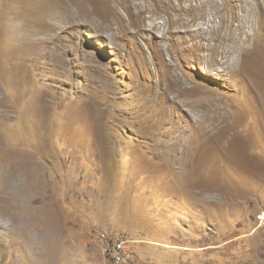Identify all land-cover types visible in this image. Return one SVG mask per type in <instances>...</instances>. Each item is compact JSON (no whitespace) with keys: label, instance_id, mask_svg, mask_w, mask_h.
<instances>
[{"label":"rangeland","instance_id":"obj_1","mask_svg":"<svg viewBox=\"0 0 264 264\" xmlns=\"http://www.w3.org/2000/svg\"><path fill=\"white\" fill-rule=\"evenodd\" d=\"M263 102L264 0H0V264H264Z\"/></svg>","mask_w":264,"mask_h":264},{"label":"built area","instance_id":"obj_2","mask_svg":"<svg viewBox=\"0 0 264 264\" xmlns=\"http://www.w3.org/2000/svg\"><path fill=\"white\" fill-rule=\"evenodd\" d=\"M96 237L103 247L104 254L114 264H133L136 240L124 237L116 230L102 228L96 232Z\"/></svg>","mask_w":264,"mask_h":264},{"label":"bare ground","instance_id":"obj_3","mask_svg":"<svg viewBox=\"0 0 264 264\" xmlns=\"http://www.w3.org/2000/svg\"><path fill=\"white\" fill-rule=\"evenodd\" d=\"M197 1V0H196ZM209 1V0H208ZM224 1V0H223ZM228 1V0H227ZM200 2H202V1H200ZM206 2V1H205ZM211 2V1H210ZM213 2H215V1H213ZM171 3V2H170ZM179 3V2H178ZM203 3V2H202ZM209 3V2H208ZM214 3H212V5H213ZM223 4H225V3H222L221 5H222V7L224 6ZM191 5V4H190ZM189 5V8L187 7V9H184L182 6H180V5H176V4H172V6H171V8H172V10L173 11H175V12H178L179 13V11H183V10H185L186 12H189V13H191L193 10H195V7L193 6V5H191L190 6ZM197 5V4H196ZM199 5V4H198ZM197 5V6H198ZM208 5V4H207ZM218 5V4H217ZM184 6V5H183ZM202 6V5H201ZM214 7V6H213ZM216 7V6H215ZM221 7V6H220ZM221 7V10L219 11L220 13L221 12H223V9L224 8H222ZM219 10V9H218ZM216 11V10H215ZM195 12V11H194ZM182 13V12H181ZM185 13V12H184ZM183 13V14H184ZM175 14V13H174ZM219 14V13H218ZM223 14V13H222ZM181 15V14H180ZM213 15V14H212ZM189 17V16H188ZM196 17V16H195ZM180 18V17H179ZM191 18V17H190ZM220 19V22H222L223 20H224V18H225V16L224 15H222V16H220L219 17ZM182 19V18H181ZM192 19L193 20H195V18L192 16ZM183 22H185V26H188L189 25V20L188 19H186V20H183ZM212 22V21H211ZM215 22V21H214ZM219 22V23H220ZM168 23H174V19H172V17L171 16H169L168 17ZM225 23V22H224ZM218 26H219V24H218ZM218 26H216L215 24H213L211 27L209 26V28L207 29V31L206 30H203L204 32H205V34H207L208 36V42L204 45L205 46V48L207 49V50H209V51H211V54H213V53H215V51L216 50H219V49H217L216 48V46H218L215 42V44L212 42V43H210L211 41L210 40H219V39H222V40H225V43L226 42H228V41H231L232 39H233V35H232V31H231V29L230 28H228V27H226L224 30H222V31H220L219 30V27ZM221 26V25H220ZM227 26H228V24H227ZM182 28H184L183 26H182ZM186 28V27H185ZM184 28V29H185ZM201 29V28H200ZM191 30V29H190ZM194 30H198L196 27L194 28ZM203 31H200V32H203ZM193 32V31H192ZM192 32H191V34H192ZM200 32H199V34H200ZM203 32V33H204ZM187 34H188V32H186ZM185 33V34H186ZM202 34V33H201ZM193 35V34H192ZM197 35V34H196ZM180 36V35H179ZM205 37V36H204ZM178 38V37H177ZM204 39V38H203ZM202 40V39H201ZM210 41V42H209ZM243 41V40H242ZM201 42V41H200ZM234 42V41H233ZM222 43V42H221ZM230 43V42H229ZM229 43H228V45H229ZM242 43H244V42H242ZM199 44V43H198ZM197 44V45H198ZM219 44V43H218ZM240 45V44H239ZM222 46V45H221ZM201 47H203V45H199V47H197V48H201ZM239 48H242V46L241 47H239ZM239 48H238V50H239ZM221 49V48H220ZM228 49H230V48H228ZM235 49H236V47H235ZM243 50V49H242ZM213 51V52H212ZM227 51H229V50H227ZM233 52H231L232 54H234L237 50H232ZM221 52H223V53H225L223 50L222 51H220V52H218V54L219 53H221ZM238 52V51H237ZM222 53V54H223ZM229 54V53H228ZM236 54V53H235ZM217 55V54H216ZM237 55L238 56H240L242 59H241V62H240V66H242V61H243V59H244V53H241V51L240 52H238L237 53ZM209 56V55H208ZM207 56V57H208ZM213 56V55H212ZM212 56H209L210 57V60H212V59H214V58H212ZM219 56V55H218ZM227 56V55H226ZM230 57V56H229ZM235 57H236V55H235ZM234 57V58H235ZM224 58V57H223ZM222 58V59H223ZM233 58V57H232ZM259 61V60H258ZM213 62V61H212ZM226 62H230V59H228V60H226ZM244 65V64H243ZM242 67H244V66H242ZM241 68H239V70H240ZM245 69V68H244ZM250 69V68H249ZM245 70H247V69H245ZM251 70V69H250ZM249 72V71H248ZM251 77V76H250ZM250 82V81H249ZM264 103V102H263ZM11 167V166H10ZM9 167V168H10ZM14 168V167H13Z\"/></svg>","mask_w":264,"mask_h":264}]
</instances>
